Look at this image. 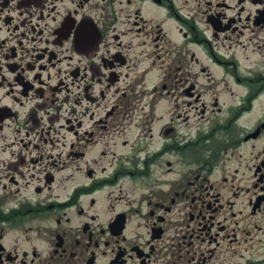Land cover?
I'll return each instance as SVG.
<instances>
[{
    "label": "flooded vegetation",
    "instance_id": "obj_1",
    "mask_svg": "<svg viewBox=\"0 0 264 264\" xmlns=\"http://www.w3.org/2000/svg\"><path fill=\"white\" fill-rule=\"evenodd\" d=\"M0 264H264V0H0Z\"/></svg>",
    "mask_w": 264,
    "mask_h": 264
}]
</instances>
